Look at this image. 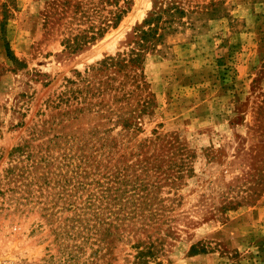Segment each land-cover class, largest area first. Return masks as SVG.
Masks as SVG:
<instances>
[{
  "label": "rangeland",
  "instance_id": "374dc122",
  "mask_svg": "<svg viewBox=\"0 0 264 264\" xmlns=\"http://www.w3.org/2000/svg\"><path fill=\"white\" fill-rule=\"evenodd\" d=\"M112 2L0 0V261L264 264V0Z\"/></svg>",
  "mask_w": 264,
  "mask_h": 264
},
{
  "label": "trees",
  "instance_id": "16d2710c",
  "mask_svg": "<svg viewBox=\"0 0 264 264\" xmlns=\"http://www.w3.org/2000/svg\"><path fill=\"white\" fill-rule=\"evenodd\" d=\"M106 2H108L109 4L111 3H115V2H112V0H105ZM116 19V20H115ZM120 19V15L119 14H116L113 16V20H115L114 24ZM105 31V28L104 27H98V31H97V35L98 36H101L102 33ZM142 33V39L145 38V35H146V32L145 31H141ZM80 38V39H79ZM79 38H76L75 41H73V45H68L69 48H74V49H78V47L80 48L82 45H85L87 44L88 42H90L91 40H94L95 39V36H88L87 35H83ZM120 60H113V59H110V62L109 63H102L100 64V67L99 69L101 68H108V67H113V66H118L120 67Z\"/></svg>",
  "mask_w": 264,
  "mask_h": 264
},
{
  "label": "built area",
  "instance_id": "2783aa9c",
  "mask_svg": "<svg viewBox=\"0 0 264 264\" xmlns=\"http://www.w3.org/2000/svg\"><path fill=\"white\" fill-rule=\"evenodd\" d=\"M0 264H11V263L8 262L7 260H2V261H0Z\"/></svg>",
  "mask_w": 264,
  "mask_h": 264
}]
</instances>
